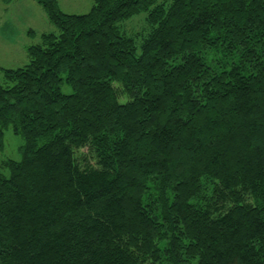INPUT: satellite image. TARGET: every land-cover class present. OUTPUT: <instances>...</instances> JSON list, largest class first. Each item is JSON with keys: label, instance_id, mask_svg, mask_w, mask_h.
Here are the masks:
<instances>
[{"label": "trees", "instance_id": "16d2710c", "mask_svg": "<svg viewBox=\"0 0 264 264\" xmlns=\"http://www.w3.org/2000/svg\"><path fill=\"white\" fill-rule=\"evenodd\" d=\"M36 1L59 32L0 66V264H264V0Z\"/></svg>", "mask_w": 264, "mask_h": 264}, {"label": "rangeland", "instance_id": "374dc122", "mask_svg": "<svg viewBox=\"0 0 264 264\" xmlns=\"http://www.w3.org/2000/svg\"><path fill=\"white\" fill-rule=\"evenodd\" d=\"M60 8L68 14H86L93 5L94 0H58ZM173 0H158L169 6ZM6 24L5 28L2 26ZM121 30L134 36L137 45H140L152 31L148 22V14L141 12L130 19L119 23ZM35 32V37L28 35ZM55 32L58 28L49 21L44 8L36 0H12L4 3L0 0V66L4 68H18L30 61L28 48L42 41V34ZM24 42V43H23ZM13 44V45H12ZM28 46L23 52V46ZM0 83H5V76L0 71ZM65 93H71L72 88L67 84L62 87ZM24 144L23 136L15 134L12 127L4 131V145L0 147V170L7 176L10 169L4 165L8 159L21 160V146ZM83 151H86L83 149Z\"/></svg>", "mask_w": 264, "mask_h": 264}, {"label": "crops", "instance_id": "0c3cea01", "mask_svg": "<svg viewBox=\"0 0 264 264\" xmlns=\"http://www.w3.org/2000/svg\"><path fill=\"white\" fill-rule=\"evenodd\" d=\"M5 26H6V24H4L2 27L5 28ZM30 32H31V29L28 30V35L34 38V37H35V32H33V33H30ZM0 39H2V38H0ZM23 43H24V42H23ZM12 45H13V44H12ZM23 47H24V48H23V52H24L25 50H27V47H28V46H25V45H24Z\"/></svg>", "mask_w": 264, "mask_h": 264}]
</instances>
